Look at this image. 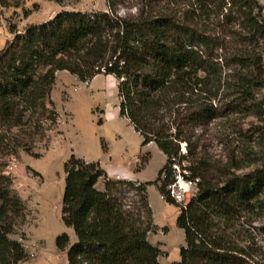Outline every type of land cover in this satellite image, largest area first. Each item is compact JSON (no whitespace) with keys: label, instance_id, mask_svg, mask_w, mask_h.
<instances>
[{"label":"trees","instance_id":"trees-1","mask_svg":"<svg viewBox=\"0 0 264 264\" xmlns=\"http://www.w3.org/2000/svg\"><path fill=\"white\" fill-rule=\"evenodd\" d=\"M107 7L62 10L22 31L13 26L14 37L0 50V264H20L27 257L23 242L11 237L25 206L12 193L1 161L20 150L33 153L36 141L57 123L50 95L59 71L82 82L113 75L119 115L141 134L142 145L155 143L166 156L152 183L179 207L177 224L186 240L180 260L169 264H264L241 222L264 217V165L239 172L250 164L208 156L198 134L225 115V90L233 89L238 107L263 87L253 79L262 74L260 6L255 0H196L181 9L164 0L144 5L134 17L118 15L115 0H107ZM213 19L220 30L212 28ZM228 37L240 42L227 63L234 83L223 62ZM174 164L195 183L184 203L168 189ZM65 172L63 220L77 239L71 243L63 233L56 245L66 251L68 264H160L162 250L148 238L155 228L151 182L109 177L99 162L74 155Z\"/></svg>","mask_w":264,"mask_h":264},{"label":"rangeland","instance_id":"rangeland-1","mask_svg":"<svg viewBox=\"0 0 264 264\" xmlns=\"http://www.w3.org/2000/svg\"><path fill=\"white\" fill-rule=\"evenodd\" d=\"M117 14L136 16L144 5L164 0H115ZM178 8H185L196 0H172ZM264 21V0H255ZM0 5V50L14 37L11 27L22 31L26 26L53 18L62 10L84 12L106 11L107 0H7ZM213 29L220 30L216 19ZM234 29V28H233ZM213 31V30H212ZM228 53L223 59L225 72L235 73L231 61L240 42L228 37ZM262 74L253 79L263 87L254 88L248 101L235 107L233 89L225 90V115L198 130L203 152L233 165L242 164L239 172H247L264 165V45L258 46ZM262 76V78H261ZM118 81L113 75H97V79L82 82L67 71H59L50 95L59 114L57 123L41 140L33 153L20 150L2 159V174L10 178L12 193L25 206L16 219L12 238L21 240L27 257L20 264H68L66 251L57 248L56 239L66 233L71 243L76 234L63 220L65 164L74 155L89 162H99L109 177L126 178L148 185V199L153 211L154 230L149 240L160 247V264L180 260V249L186 245L185 232L177 224L179 207L167 202L154 181L166 163V156L155 143L142 145L143 137L126 117L119 115ZM235 101V102H233ZM49 104V100H45ZM118 175L119 177H115ZM104 188V180L97 184ZM192 194L186 195V201ZM250 239L254 237L259 257L264 258V217L252 222L242 218Z\"/></svg>","mask_w":264,"mask_h":264},{"label":"built area","instance_id":"built-area-1","mask_svg":"<svg viewBox=\"0 0 264 264\" xmlns=\"http://www.w3.org/2000/svg\"><path fill=\"white\" fill-rule=\"evenodd\" d=\"M183 151L185 148L183 146ZM176 170L175 181L168 186L170 195L179 203L186 202V195L192 194L195 190V183L193 181L185 180L178 165H173Z\"/></svg>","mask_w":264,"mask_h":264},{"label":"crops","instance_id":"crops-1","mask_svg":"<svg viewBox=\"0 0 264 264\" xmlns=\"http://www.w3.org/2000/svg\"><path fill=\"white\" fill-rule=\"evenodd\" d=\"M96 79H97V77H96ZM115 177H119L118 175H116Z\"/></svg>","mask_w":264,"mask_h":264}]
</instances>
